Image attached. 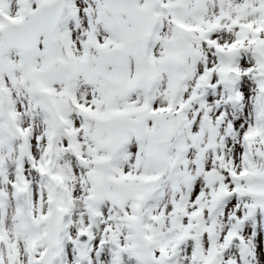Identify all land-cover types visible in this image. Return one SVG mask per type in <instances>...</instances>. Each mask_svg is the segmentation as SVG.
Instances as JSON below:
<instances>
[{"label":"snow or ice","instance_id":"snow-or-ice-1","mask_svg":"<svg viewBox=\"0 0 264 264\" xmlns=\"http://www.w3.org/2000/svg\"><path fill=\"white\" fill-rule=\"evenodd\" d=\"M0 264H264V0H0Z\"/></svg>","mask_w":264,"mask_h":264}]
</instances>
